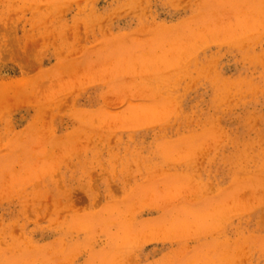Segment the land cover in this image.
Instances as JSON below:
<instances>
[{
    "label": "rangeland",
    "instance_id": "374dc122",
    "mask_svg": "<svg viewBox=\"0 0 264 264\" xmlns=\"http://www.w3.org/2000/svg\"><path fill=\"white\" fill-rule=\"evenodd\" d=\"M0 264H264V0H0Z\"/></svg>",
    "mask_w": 264,
    "mask_h": 264
}]
</instances>
